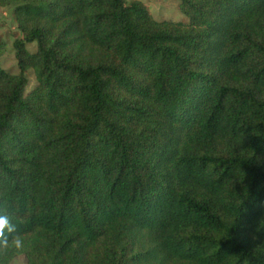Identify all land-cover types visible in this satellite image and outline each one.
Wrapping results in <instances>:
<instances>
[{
  "label": "trees",
  "instance_id": "obj_1",
  "mask_svg": "<svg viewBox=\"0 0 264 264\" xmlns=\"http://www.w3.org/2000/svg\"><path fill=\"white\" fill-rule=\"evenodd\" d=\"M178 7L0 0V264H264V0Z\"/></svg>",
  "mask_w": 264,
  "mask_h": 264
},
{
  "label": "rangeland",
  "instance_id": "obj_2",
  "mask_svg": "<svg viewBox=\"0 0 264 264\" xmlns=\"http://www.w3.org/2000/svg\"><path fill=\"white\" fill-rule=\"evenodd\" d=\"M127 3L133 1H140L144 4L153 19L157 21H174L187 23L188 18L181 13L178 3L179 0H125ZM23 36L17 30L16 25L12 18L11 8H0V40L5 43V50L0 58L1 66L4 70L17 74V62L13 50V42L17 38ZM29 52H34L36 44L32 43L27 46ZM29 85L26 87V91H29L35 85V77L31 71L28 72ZM9 264H26L25 257L23 255L14 258Z\"/></svg>",
  "mask_w": 264,
  "mask_h": 264
},
{
  "label": "clouds",
  "instance_id": "obj_3",
  "mask_svg": "<svg viewBox=\"0 0 264 264\" xmlns=\"http://www.w3.org/2000/svg\"><path fill=\"white\" fill-rule=\"evenodd\" d=\"M15 231L16 227L10 217L6 213H0V248H7L10 243L17 249L23 247L22 239L19 236H12Z\"/></svg>",
  "mask_w": 264,
  "mask_h": 264
}]
</instances>
